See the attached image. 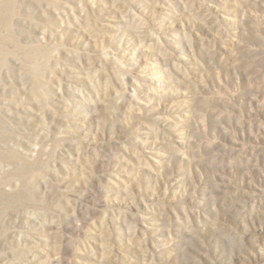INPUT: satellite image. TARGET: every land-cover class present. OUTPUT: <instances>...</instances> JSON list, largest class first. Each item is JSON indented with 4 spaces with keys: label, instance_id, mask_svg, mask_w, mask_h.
Returning a JSON list of instances; mask_svg holds the SVG:
<instances>
[{
    "label": "rangeland",
    "instance_id": "obj_1",
    "mask_svg": "<svg viewBox=\"0 0 264 264\" xmlns=\"http://www.w3.org/2000/svg\"><path fill=\"white\" fill-rule=\"evenodd\" d=\"M10 2L0 264H264V0Z\"/></svg>",
    "mask_w": 264,
    "mask_h": 264
},
{
    "label": "bare ground",
    "instance_id": "obj_2",
    "mask_svg": "<svg viewBox=\"0 0 264 264\" xmlns=\"http://www.w3.org/2000/svg\"><path fill=\"white\" fill-rule=\"evenodd\" d=\"M1 2H2V0H0V27L7 23L10 15H11L10 13L12 11V10H10V4L12 6V3L10 2V0H7V4L9 5V7L8 6L5 7L4 6L5 4L3 2H2L3 3L2 4ZM0 49H1V46H0Z\"/></svg>",
    "mask_w": 264,
    "mask_h": 264
}]
</instances>
